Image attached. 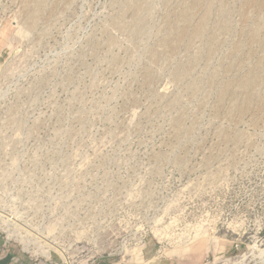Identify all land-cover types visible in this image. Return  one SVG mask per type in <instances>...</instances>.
I'll use <instances>...</instances> for the list:
<instances>
[{"label": "rangeland", "instance_id": "rangeland-1", "mask_svg": "<svg viewBox=\"0 0 264 264\" xmlns=\"http://www.w3.org/2000/svg\"><path fill=\"white\" fill-rule=\"evenodd\" d=\"M49 241L264 264V0H0V243Z\"/></svg>", "mask_w": 264, "mask_h": 264}, {"label": "crops", "instance_id": "crops-1", "mask_svg": "<svg viewBox=\"0 0 264 264\" xmlns=\"http://www.w3.org/2000/svg\"><path fill=\"white\" fill-rule=\"evenodd\" d=\"M0 264H46V263L22 261L20 256L13 254L9 248L5 247L3 243H0ZM90 264H117V263H115L114 260H112L111 258L108 259L106 258V259H96ZM157 264H185V263L177 262V261L174 262L166 259L160 262L158 261Z\"/></svg>", "mask_w": 264, "mask_h": 264}, {"label": "bare ground", "instance_id": "bare-ground-1", "mask_svg": "<svg viewBox=\"0 0 264 264\" xmlns=\"http://www.w3.org/2000/svg\"><path fill=\"white\" fill-rule=\"evenodd\" d=\"M24 243V247H25V251L27 252H32L31 251V247H30V243L27 241H22ZM46 246L47 250L46 251H42L43 256H45L46 258H50L52 256L51 254V250L54 249L58 252H60L65 260V262H67L68 264H73V262L70 260V257L67 254V251L64 250L63 248H61L59 245H57V243H54L52 241L46 242ZM47 254V255H46ZM35 255H39L38 253L35 252Z\"/></svg>", "mask_w": 264, "mask_h": 264}, {"label": "built area", "instance_id": "built-area-1", "mask_svg": "<svg viewBox=\"0 0 264 264\" xmlns=\"http://www.w3.org/2000/svg\"><path fill=\"white\" fill-rule=\"evenodd\" d=\"M52 257V256H51ZM48 258V260H49V262H50V264H57V263H53L52 261H54V260H52V258Z\"/></svg>", "mask_w": 264, "mask_h": 264}]
</instances>
